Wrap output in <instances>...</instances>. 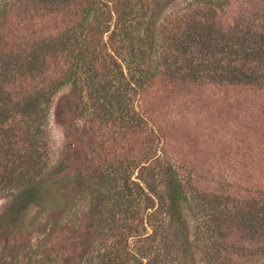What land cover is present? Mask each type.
Returning <instances> with one entry per match:
<instances>
[{
    "label": "trees",
    "instance_id": "obj_1",
    "mask_svg": "<svg viewBox=\"0 0 264 264\" xmlns=\"http://www.w3.org/2000/svg\"><path fill=\"white\" fill-rule=\"evenodd\" d=\"M176 2H0V264H264V0Z\"/></svg>",
    "mask_w": 264,
    "mask_h": 264
},
{
    "label": "rangeland",
    "instance_id": "obj_2",
    "mask_svg": "<svg viewBox=\"0 0 264 264\" xmlns=\"http://www.w3.org/2000/svg\"><path fill=\"white\" fill-rule=\"evenodd\" d=\"M3 0H0L2 2ZM191 0H177L175 8H182L187 2ZM224 17H222V20ZM49 125H50V134H51V144H50V164H54L59 156L60 153L64 147V136H63V130L59 125H57L54 121L53 114L51 113L49 117ZM80 128H83V124H79ZM4 204V200H0V209ZM152 245V244H151ZM141 245H137V248H139ZM142 247V246H141ZM136 249V247L134 248ZM142 250H135V253H140V251L145 252L146 255L144 256L145 259L152 258L154 256H158L162 252V247L158 243L153 244L152 246H143L141 248Z\"/></svg>",
    "mask_w": 264,
    "mask_h": 264
}]
</instances>
